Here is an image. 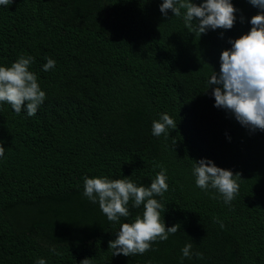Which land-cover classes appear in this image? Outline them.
Instances as JSON below:
<instances>
[{
	"label": "trees",
	"instance_id": "1",
	"mask_svg": "<svg viewBox=\"0 0 264 264\" xmlns=\"http://www.w3.org/2000/svg\"><path fill=\"white\" fill-rule=\"evenodd\" d=\"M197 3L200 0H196ZM162 0H13L0 7V63L31 55L46 99L37 113L0 104V264H264V130L214 106L207 84L229 40L260 11L249 0L231 29L199 34ZM183 11V10H182ZM243 17V20H241ZM56 65L44 71L46 58ZM209 88V89H208ZM177 122L167 136L152 121ZM210 158L237 174L231 205L196 186L193 165ZM167 170V240L143 254L113 255L121 223L83 196L85 176L150 185ZM161 199L160 197H157ZM192 242L191 258L181 249ZM53 249L55 251H53Z\"/></svg>",
	"mask_w": 264,
	"mask_h": 264
},
{
	"label": "clouds",
	"instance_id": "2",
	"mask_svg": "<svg viewBox=\"0 0 264 264\" xmlns=\"http://www.w3.org/2000/svg\"><path fill=\"white\" fill-rule=\"evenodd\" d=\"M12 2L0 0V7H8ZM249 2L260 11L251 17L249 31L229 40L230 47L222 50L220 55V69L213 71L207 84L212 89L215 107L224 109L241 125L255 131L264 130V0ZM159 8L166 17L169 10L177 17L182 16L185 25L200 35L218 28L231 29L237 20L238 11L233 0H200L199 3L196 0H162ZM34 59L31 55H21L11 64L0 63V104L7 102L16 113L26 110L28 116L35 115L46 99V92L41 88L37 74L30 70ZM55 65L56 61L49 57L42 68L48 71ZM170 128H177V122L166 112L152 121L154 136H167ZM4 154L5 146L0 142V157ZM195 161L192 171L196 186L203 190L216 189L224 203L231 205L239 192L236 179L239 173L218 166L210 158ZM129 177H84L83 196L93 204L98 203L109 221L118 222L122 217H129L130 201L134 208L143 205L142 214L121 223L116 238L109 241L113 255L143 254L151 248L152 242L167 240L170 234L179 229L178 223L167 226L162 216L166 207L162 197L169 188L167 170L162 168L147 186L137 184ZM192 247L189 241L181 249L182 261L183 258H191ZM35 264L47 262L41 257ZM80 264L92 262L89 257H85Z\"/></svg>",
	"mask_w": 264,
	"mask_h": 264
}]
</instances>
